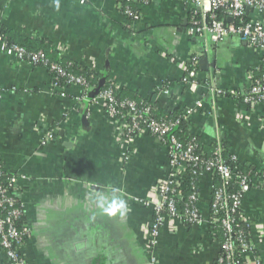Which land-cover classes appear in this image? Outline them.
Listing matches in <instances>:
<instances>
[{
    "label": "crops",
    "instance_id": "1",
    "mask_svg": "<svg viewBox=\"0 0 264 264\" xmlns=\"http://www.w3.org/2000/svg\"><path fill=\"white\" fill-rule=\"evenodd\" d=\"M139 12L130 22L114 0H0V25L42 40L162 113L188 112V136L205 149L219 146L249 175L241 217L253 252L241 262L264 264V104L230 96L249 92L263 74L261 53L237 36L213 44L194 34L191 7L180 0H149ZM200 53L190 84L187 69ZM51 80L46 68L17 61L0 41V167L16 178L13 194L29 230L24 263L216 264L220 241L207 223L213 177L197 180L202 221L190 228L167 221L150 245L154 189L176 172L167 148L143 132L122 157L118 127L102 108L82 100L79 87ZM54 127L55 140L41 145L39 133ZM177 175L185 190L187 173ZM113 199L124 202L123 215L104 211ZM0 264H7L1 245Z\"/></svg>",
    "mask_w": 264,
    "mask_h": 264
},
{
    "label": "built area",
    "instance_id": "2",
    "mask_svg": "<svg viewBox=\"0 0 264 264\" xmlns=\"http://www.w3.org/2000/svg\"><path fill=\"white\" fill-rule=\"evenodd\" d=\"M120 14L136 22L140 19V12L136 11L133 5L143 6L149 0H114ZM191 7V14L188 19V27L191 32L198 36L207 37L213 44H218L231 36H237L248 47L258 50L261 53L264 64V0H180ZM5 50L15 56L17 61L27 64H46L47 59L44 53H30L19 46H8L0 37ZM203 54H195L191 57L189 68L187 69L190 84H195L196 69L199 59ZM52 71L59 76L66 78V83L70 87L81 89L82 100L100 106L108 120L118 127L119 140L124 146L122 157L130 156V144L132 138L140 133L151 134L159 143L163 144L168 150L169 164L176 172L160 182L154 189L155 204H153V223L150 232V245H154L159 237L161 226L167 221H176L179 224L183 220H189L195 225L202 221L199 215L196 202L197 194L189 196L188 203H179L178 190L182 189L178 181V172L186 170L181 168L183 164L192 167L197 166L200 170L196 173L197 177L203 173L211 176L217 175L221 184L217 189L213 188L212 200L210 205L211 216L220 217L212 223L220 224L223 228L224 240L221 245V252L216 260V264H242L241 260L236 261V257H243L247 253L253 252V244L248 238L243 228H240L234 221V214L242 209L244 194L250 189V179L238 172L236 168L229 169L222 160V149L218 146L214 160L205 162L194 155L192 144H181L175 135L170 134L177 121L155 120L149 118L150 107L135 101L116 100L114 92L110 89L101 90L96 97L88 100L85 95L88 84L81 76H74L67 73L60 65L52 64ZM57 80V78H56ZM57 82V81H56ZM55 87H62L58 83ZM67 88V87H62ZM220 94L221 91L214 89L212 92ZM167 94V90H163ZM64 95V94H63ZM230 96L241 99V101L254 107L264 104V73L253 78L249 92L239 93L230 92ZM199 106V104H197ZM188 118V112L183 115ZM188 120V119H187ZM56 129V130H55ZM57 127L46 129L39 133L41 145H47L55 140ZM0 245L7 258V264H25L21 258L20 250L24 241L29 235L28 228L17 227L15 221L20 217L21 210L16 206V198L10 195L16 184V178L5 175L0 167ZM236 182L240 186L238 193H229L227 185ZM181 201V200H180Z\"/></svg>",
    "mask_w": 264,
    "mask_h": 264
},
{
    "label": "trees",
    "instance_id": "3",
    "mask_svg": "<svg viewBox=\"0 0 264 264\" xmlns=\"http://www.w3.org/2000/svg\"><path fill=\"white\" fill-rule=\"evenodd\" d=\"M134 9L136 11H139L138 6L133 5ZM128 21L132 22L130 18L124 16ZM0 37L3 39V41L8 45V46H19L23 49H25L27 52L30 53H44L46 59H47V63L46 64H38V65H33L30 64L31 66H40V67H44L47 69V71L49 72L51 78H52V83L56 84L58 83V85H61L62 87H67L69 88L71 85L66 83V78L59 76L55 71H52L50 66L52 64H56V65H60L63 70H65L67 73L72 74L74 76H81L85 79V81L88 84V89L85 93V95L88 97V100H92L94 97H96L98 95V93L103 90V89H107L110 88L114 94H115V99L116 100H127V101H135L136 103H143L147 106L150 107L151 111L149 114V118H153L155 120H171V121H177V123L175 124V127H173L172 131L170 134H173L176 136V138L178 139V141L185 145V144H192L194 146V155L197 156L198 158H200L202 161L208 162L211 160H214L216 158V154L215 151L217 149L218 146H213L212 148H207L205 149L204 147L201 146V144L198 142V140H196L195 138L188 136L187 134V129L189 126L188 120L185 119V117L183 115H180L178 113H171V114H166V113H162L160 112L157 108L154 107L153 104L149 103V102H144L141 100H137L129 95H125V91H118L117 90V86L115 84V81L110 80L106 77H101L99 74H96L90 70H88L87 68L81 67L78 64H76L73 61H69V59L64 58L62 55H60L59 53L55 52V51H50L49 49H47V47L45 46V43L42 40H34V39H30V38H23L22 36H13L10 34V32H8L3 26L0 25ZM190 66H188L189 68ZM196 71L198 70V65L195 67ZM262 71V70H261ZM260 71V72H261ZM264 73V72H263ZM57 78V80H56ZM101 78H103L104 84L103 86L99 89V91L97 93H95L96 89L98 88L99 82L101 80ZM57 81V82H56ZM222 156V160L224 162V164L229 168V169H233V168H237L238 172H240L241 174L245 175L247 178L249 177V175L243 171H241V169L237 166L234 165V163L229 159V157L224 153V150H222L221 153ZM181 168H184L186 170L187 176L188 178L186 179V186H185V190L183 189H179L178 190V194L180 196L179 203L181 202V208L183 207L182 204L188 203L190 206H192V202L189 201V196L192 194H197L198 195V189H197V180L198 177L196 176V173H199V169L197 166L192 167L190 165L187 164H183ZM196 172V173H194ZM213 179H214V189H217L218 187H220L221 184V180L217 175H212ZM180 182V180H178ZM2 183H0L1 185H4L3 181H1ZM227 190L229 193H238L240 190V186L238 183L236 182H232L230 184L227 185ZM10 195L15 196L11 190ZM17 201V200H16ZM17 208H19L21 210V207L17 201L16 203ZM4 213L3 211L0 210V216H2ZM221 214L219 215H215V216H211V214H209L208 217V221H213L215 219H217L218 217H220ZM22 213L20 215V217L15 221V225L17 227L20 226H24V224L22 223ZM219 219V218H218ZM234 221L235 224H237L240 228H243V230H245V232L247 233L248 236V230L247 227L245 225V223L243 222V219L241 217V210H237V212L234 214ZM183 225L186 228H190L192 226H196L195 223L190 222L189 220H183ZM214 233L216 238H219L220 241V248H219V254L221 252V245L222 242L224 240V236H223V228L220 224H215L214 222L212 223V226H210ZM214 236V237H215ZM249 238V236H248ZM242 258L236 257V261H240Z\"/></svg>",
    "mask_w": 264,
    "mask_h": 264
},
{
    "label": "clouds",
    "instance_id": "4",
    "mask_svg": "<svg viewBox=\"0 0 264 264\" xmlns=\"http://www.w3.org/2000/svg\"><path fill=\"white\" fill-rule=\"evenodd\" d=\"M125 210L126 209L124 202L117 199H113L110 203L107 204V207H104V211L110 215L115 214L117 211H120L121 215H123Z\"/></svg>",
    "mask_w": 264,
    "mask_h": 264
},
{
    "label": "water",
    "instance_id": "5",
    "mask_svg": "<svg viewBox=\"0 0 264 264\" xmlns=\"http://www.w3.org/2000/svg\"><path fill=\"white\" fill-rule=\"evenodd\" d=\"M205 64H206V61H203L200 65H202V67L203 66L205 67L206 66ZM104 81L105 80L103 78L100 80L99 85H98V88L96 89L95 93H97L99 91V89L103 86Z\"/></svg>",
    "mask_w": 264,
    "mask_h": 264
}]
</instances>
